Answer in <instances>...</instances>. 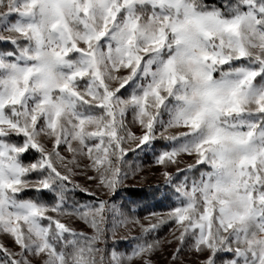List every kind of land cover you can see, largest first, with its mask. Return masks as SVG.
<instances>
[{
	"label": "snow or ice",
	"instance_id": "obj_1",
	"mask_svg": "<svg viewBox=\"0 0 264 264\" xmlns=\"http://www.w3.org/2000/svg\"><path fill=\"white\" fill-rule=\"evenodd\" d=\"M165 243L264 264V0H0V264Z\"/></svg>",
	"mask_w": 264,
	"mask_h": 264
},
{
	"label": "rangeland",
	"instance_id": "obj_2",
	"mask_svg": "<svg viewBox=\"0 0 264 264\" xmlns=\"http://www.w3.org/2000/svg\"><path fill=\"white\" fill-rule=\"evenodd\" d=\"M147 161L145 164L147 165ZM158 169L155 166H152L148 171L141 172L139 176L132 177L129 176L128 180L126 181V184L132 185V186H139L140 184H155L158 179ZM168 229H164L160 232V237L167 241L169 239L167 235ZM10 243V242H9ZM173 248V244L171 243H165L163 251L161 253H157L156 256L153 257L156 264H165L168 253L171 252ZM197 258L195 256L192 257H185V264H196Z\"/></svg>",
	"mask_w": 264,
	"mask_h": 264
},
{
	"label": "trees",
	"instance_id": "obj_3",
	"mask_svg": "<svg viewBox=\"0 0 264 264\" xmlns=\"http://www.w3.org/2000/svg\"><path fill=\"white\" fill-rule=\"evenodd\" d=\"M136 187H138V186H136ZM157 210H162V209H157Z\"/></svg>",
	"mask_w": 264,
	"mask_h": 264
}]
</instances>
